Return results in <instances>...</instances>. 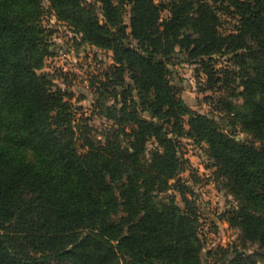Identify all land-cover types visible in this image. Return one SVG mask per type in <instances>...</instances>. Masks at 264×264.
<instances>
[{"label": "trees", "instance_id": "obj_1", "mask_svg": "<svg viewBox=\"0 0 264 264\" xmlns=\"http://www.w3.org/2000/svg\"><path fill=\"white\" fill-rule=\"evenodd\" d=\"M49 2L84 41L113 52L120 107L104 140L76 123L65 93L39 72L49 54L42 0H0V264H202L197 207L180 178L184 135L208 145L238 200L228 222L260 249H223L213 264H264V0H96L100 13L95 3ZM219 13L238 18L235 31H220ZM225 54L250 61L243 126L260 145L194 112L170 76L173 60L189 59L212 80ZM170 189L183 206L161 197Z\"/></svg>", "mask_w": 264, "mask_h": 264}, {"label": "rangeland", "instance_id": "obj_2", "mask_svg": "<svg viewBox=\"0 0 264 264\" xmlns=\"http://www.w3.org/2000/svg\"><path fill=\"white\" fill-rule=\"evenodd\" d=\"M81 1L95 3L100 13L101 4L96 0ZM42 5V24L47 34L49 54L39 72L48 74L53 88L65 93L74 110L76 123L89 125L92 137L104 140L105 134L116 126V121L111 118L114 107H120L119 100L112 96L113 89L119 92L122 89L114 84L116 63L113 52L84 41L73 27L57 18L49 0H42ZM125 9L124 22L130 31V5ZM219 15L220 31L223 34L235 31L238 18L230 14ZM99 16L103 21V16ZM162 17H169V12L163 11ZM130 40L136 47L137 41L133 37ZM249 64L247 57L216 55L211 63L212 80L195 60L175 59L169 69L179 97L189 108L213 119L234 140L260 145L261 142L243 126L244 116L253 101L246 97L242 85ZM218 78L222 80L215 82ZM127 84H131L129 79ZM185 120L188 130V116ZM178 140L181 155L189 161L188 169L180 174V178L191 189L188 197L197 207L198 231L203 243L202 264H213L223 249L246 253L259 251L257 244H244L240 230L228 222V213L238 207V200L229 191L227 179L217 174L208 145L187 135L178 137ZM155 146L157 143L151 140L147 148L152 150ZM160 195H174L177 203L184 205L178 191L170 189Z\"/></svg>", "mask_w": 264, "mask_h": 264}]
</instances>
